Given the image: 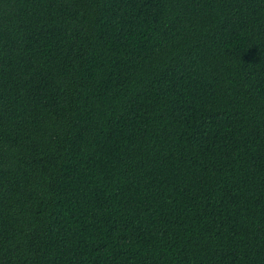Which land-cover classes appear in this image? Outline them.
I'll list each match as a JSON object with an SVG mask.
<instances>
[{
	"label": "trees",
	"instance_id": "trees-1",
	"mask_svg": "<svg viewBox=\"0 0 264 264\" xmlns=\"http://www.w3.org/2000/svg\"><path fill=\"white\" fill-rule=\"evenodd\" d=\"M0 264H264V0H0Z\"/></svg>",
	"mask_w": 264,
	"mask_h": 264
}]
</instances>
